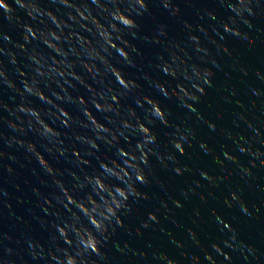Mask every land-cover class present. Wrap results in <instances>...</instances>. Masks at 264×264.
I'll list each match as a JSON object with an SVG mask.
<instances>
[{
	"label": "clouds",
	"instance_id": "clouds-1",
	"mask_svg": "<svg viewBox=\"0 0 264 264\" xmlns=\"http://www.w3.org/2000/svg\"><path fill=\"white\" fill-rule=\"evenodd\" d=\"M212 3L190 22L179 0H0V176L29 167L42 233L0 230V264H111L109 245L131 264H264V247L242 238L215 208L217 234L202 233L195 218V227L174 219L192 197L220 199L221 186L225 208L247 220L260 210L244 192L260 187L264 173V72H255L259 86L247 87L248 104L234 88L223 97L239 109L231 128L200 105L223 58L233 56L229 40L253 45V32L264 31L256 24L264 0ZM156 11L179 25L178 35ZM213 134L223 142L210 143ZM194 156L215 168L194 167ZM161 171L191 179L173 189ZM11 195L0 184V205L11 209ZM153 200L158 206L139 227L125 223ZM120 229L129 237L159 231L176 252L151 241L133 247L115 239Z\"/></svg>",
	"mask_w": 264,
	"mask_h": 264
}]
</instances>
